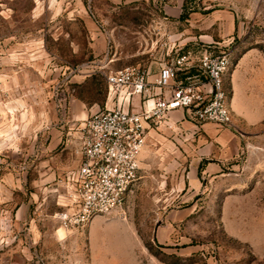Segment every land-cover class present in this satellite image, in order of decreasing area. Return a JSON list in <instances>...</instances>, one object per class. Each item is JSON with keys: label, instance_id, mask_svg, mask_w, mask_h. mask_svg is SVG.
<instances>
[{"label": "rangeland", "instance_id": "374dc122", "mask_svg": "<svg viewBox=\"0 0 264 264\" xmlns=\"http://www.w3.org/2000/svg\"><path fill=\"white\" fill-rule=\"evenodd\" d=\"M168 47L232 53L234 127L215 125L237 150L199 162L187 115L154 126L123 206L64 229L76 130L113 108L105 75ZM0 264H264V0H0Z\"/></svg>", "mask_w": 264, "mask_h": 264}, {"label": "built area", "instance_id": "2783aa9c", "mask_svg": "<svg viewBox=\"0 0 264 264\" xmlns=\"http://www.w3.org/2000/svg\"><path fill=\"white\" fill-rule=\"evenodd\" d=\"M47 1L60 5L64 0ZM172 53L170 48L171 62L154 84L137 65L105 75L113 108L92 115L76 130L79 161L68 175L70 203L57 215L64 229L84 232L95 217L110 216L123 206L140 180L150 130L172 113L184 111L200 126L234 127L224 85L234 66L232 53L206 51L200 58L192 52Z\"/></svg>", "mask_w": 264, "mask_h": 264}, {"label": "crops", "instance_id": "0c3cea01", "mask_svg": "<svg viewBox=\"0 0 264 264\" xmlns=\"http://www.w3.org/2000/svg\"><path fill=\"white\" fill-rule=\"evenodd\" d=\"M139 1H143V0H115V3H119V4H130V3H134V2H139ZM96 40L94 41V46L96 47V51H100V53L102 52L101 49L105 48L106 42L105 40L99 35L96 34L95 35ZM170 48H167L164 53L163 56L164 58V63L163 64H156V65H152L149 66L147 68H142L144 69L147 73H148V81L151 84H154L158 78L160 77L161 74V70L163 67H165V65L167 63L171 62L172 57L170 56ZM177 51V50H176ZM136 66V65H135ZM140 66L141 65H137ZM124 69V68H123ZM122 70V69H120ZM120 70H116V71H111V72H117ZM110 73V72H108ZM107 73V74H108ZM185 74H180V78L184 79L185 78ZM166 95H168V93H166ZM108 101L112 103V101L108 98ZM153 101H151L150 103H152ZM134 103L136 104L137 108L139 107V99L135 98ZM139 110V109H138ZM174 119H177L174 123ZM186 119V113L184 111H176L174 113H172L170 115V117L168 118L167 121L163 122L165 124V126L170 127V128H174L177 127V122L182 123L183 120ZM173 121V122H172ZM162 123V124H163ZM193 127H194V133L196 132L195 130H199L198 132H202L204 137H205V141H200V146L198 147V152L196 153V158H199V162H202L203 160L209 161L211 159H207L210 156L212 157H220L222 154H224V150L226 148H229L230 152H234L235 150H237L238 148V139L236 137V135L233 133V131L229 130V129H221L219 127H217L215 124H205V125H201L200 129L196 127V125H194L192 123ZM182 126L184 128H187V125L184 123H182ZM189 128H191L189 126ZM150 135V134H149ZM216 149H218L219 151H216ZM220 151H222V154L220 153ZM217 153V155H216ZM209 154V155H208ZM219 165L222 163L221 159L219 158V160L216 161Z\"/></svg>", "mask_w": 264, "mask_h": 264}, {"label": "bare ground", "instance_id": "6f19581e", "mask_svg": "<svg viewBox=\"0 0 264 264\" xmlns=\"http://www.w3.org/2000/svg\"><path fill=\"white\" fill-rule=\"evenodd\" d=\"M53 4H55V3H53Z\"/></svg>", "mask_w": 264, "mask_h": 264}]
</instances>
